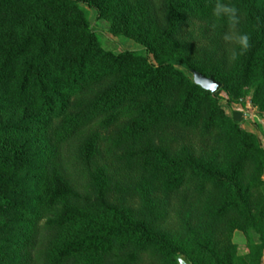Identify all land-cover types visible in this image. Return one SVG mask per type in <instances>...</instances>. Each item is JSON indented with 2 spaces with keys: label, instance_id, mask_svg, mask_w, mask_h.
<instances>
[{
  "label": "trees",
  "instance_id": "trees-1",
  "mask_svg": "<svg viewBox=\"0 0 264 264\" xmlns=\"http://www.w3.org/2000/svg\"><path fill=\"white\" fill-rule=\"evenodd\" d=\"M78 1L0 0V11L40 2L83 12ZM110 13L116 30L146 47L154 64L140 51L104 49L81 22L28 30L0 46V85L11 83L14 103L37 102L35 114L0 124V136L12 138L0 143L8 144L0 164L36 172L26 180L42 187L29 197L23 180L0 178L9 186L0 187V210L23 212L0 236V264H174L172 219L189 233H208L193 264H263L264 181L249 177L257 169L256 138L228 122L220 88L204 90L181 69L223 84L232 71L228 99L235 100L264 51V0H116ZM204 23L215 33L197 47ZM77 30L86 34L79 49L61 61L62 77H49L48 41L60 54ZM31 41L35 54L19 62ZM135 63L137 70L128 67ZM95 127L106 130L104 163L92 167ZM69 165L81 169L87 193L78 191ZM115 172L137 176L138 211L108 201ZM236 229L258 235L247 257L236 255Z\"/></svg>",
  "mask_w": 264,
  "mask_h": 264
},
{
  "label": "rangeland",
  "instance_id": "rangeland-1",
  "mask_svg": "<svg viewBox=\"0 0 264 264\" xmlns=\"http://www.w3.org/2000/svg\"><path fill=\"white\" fill-rule=\"evenodd\" d=\"M125 1V0H124ZM116 0H79L78 4L82 7L83 12L75 9H67L64 11L56 10L55 3L40 2L31 4L26 2L24 4H16L9 7L6 10L0 11V46L4 48L10 47L12 44L19 41L22 36L28 30L38 31L42 27H49L51 30H55L64 24H75L81 22L85 24L86 28L93 31V34L98 38L99 42L104 49L118 54L123 51H140L145 57L147 64H154L152 55L148 52L147 48L135 40L126 37L122 32L116 30L115 22L110 11L113 9ZM130 8V5H126V10ZM203 28L200 33H197L196 46L201 47L206 45L210 36L215 31L214 27L209 23L201 25ZM85 33L79 30L75 31L72 35H66V44L64 52L55 54L52 52L53 42L48 41V52L46 63V72L49 77L59 79L62 77L63 67L61 61L67 56L72 55L79 49L81 39L85 37ZM37 43L31 41L26 47H24L19 62L26 60L29 56L35 54ZM264 65V51L257 55L255 63L253 65L252 74L244 88L240 91L237 98L233 101L228 99V90L230 87V79L232 78V71H227L224 84L221 83L220 89L216 92L219 103L224 109L225 114L228 117V122L234 123L236 128L241 132L251 133L255 136L256 142L254 147L257 150V169L250 171L249 177L255 175L257 178H261L264 181V91L263 93L257 92L258 87L262 82ZM97 64H93L90 68H95ZM129 68L138 69V63L129 65ZM181 69V68H180ZM190 79H193L192 73L187 69H181ZM17 72L13 71V77L17 76ZM14 88L11 83L0 85V124L7 121H18L24 117L31 116L37 112V102L19 105L14 103ZM21 127V126H20ZM94 131L97 133V148L99 153L97 154L92 167L97 163H104V155L102 152V146L106 135L104 128L95 127ZM12 140L10 136H0V143L2 140ZM193 141V140H189ZM198 144V143H197ZM202 144H198V147ZM8 144H0V150L6 149ZM220 151V150H219ZM64 159L65 150L61 151ZM219 166L226 163L223 155L218 159ZM70 163V161H69ZM68 165V162H67ZM69 176L78 182V191L81 194L87 193V182L84 176L81 174V169L77 166L72 167L64 166ZM66 172V173H67ZM36 172L27 171L24 168H18L17 166H5L0 164V178L23 180L24 189L31 190L29 197L34 196L38 191L42 190V187L36 185L34 182H29V176H32ZM251 181V179H250ZM249 181V182H250ZM3 191L9 189L6 184H0ZM23 187V186H22ZM19 190L15 188V191ZM138 188V178L136 175L119 176L118 173L112 174V182H110L108 188L107 199L110 203L131 208L134 211H138L140 207ZM1 205V204H0ZM5 210V209H3ZM0 210V236L4 238L7 234V229L12 226V220L23 216V212H15L9 210ZM168 228L171 232V240L176 243L179 250L174 256V264L178 263L179 257H184L188 264H193L191 255L195 253V250L199 249V246L203 244V241L207 238L208 233L205 228H200L194 232H188L185 227L179 225L175 219L169 221ZM3 238V239H4ZM258 235L251 230L245 231L242 229H236L231 233V242L236 246V255L240 257H247L251 251L252 245L257 243ZM2 240V239H1ZM0 240V247H4L6 244ZM122 260H119L121 263ZM118 263V264H120ZM104 264H110V260L104 259ZM137 264H147V259L142 258ZM153 264H157L154 262ZM263 264H264V252H263Z\"/></svg>",
  "mask_w": 264,
  "mask_h": 264
},
{
  "label": "water",
  "instance_id": "water-1",
  "mask_svg": "<svg viewBox=\"0 0 264 264\" xmlns=\"http://www.w3.org/2000/svg\"><path fill=\"white\" fill-rule=\"evenodd\" d=\"M193 75V83L198 85L204 90L210 91L211 93H215L220 88V83L215 81L212 77L204 76L203 74L194 71ZM179 264H188L184 257L178 258Z\"/></svg>",
  "mask_w": 264,
  "mask_h": 264
}]
</instances>
